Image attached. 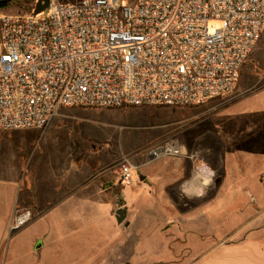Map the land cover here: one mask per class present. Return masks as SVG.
Listing matches in <instances>:
<instances>
[{
	"label": "built area",
	"instance_id": "built-area-1",
	"mask_svg": "<svg viewBox=\"0 0 264 264\" xmlns=\"http://www.w3.org/2000/svg\"><path fill=\"white\" fill-rule=\"evenodd\" d=\"M5 1L19 10L0 15V132L44 130L63 107H196L228 96L264 32V0H48L37 15V0ZM212 20L220 26L210 32ZM145 156L185 158L195 177H215L175 136ZM138 169L122 159L119 183L138 185Z\"/></svg>",
	"mask_w": 264,
	"mask_h": 264
},
{
	"label": "crops",
	"instance_id": "crops-1",
	"mask_svg": "<svg viewBox=\"0 0 264 264\" xmlns=\"http://www.w3.org/2000/svg\"><path fill=\"white\" fill-rule=\"evenodd\" d=\"M62 109L70 108H60L52 122H64L67 115L61 112ZM34 135L37 136L36 131L0 132V151L4 153L3 159L0 156V248L10 219L23 208L20 203H16L19 199L32 203L41 213L40 219H58L60 223L54 221V244L66 243L65 237L75 238L82 245L96 249L101 257L99 264H134V253L141 264H264V162L253 166L254 174L247 173L245 176L241 174H245L246 165L235 162L238 164V172L242 173L230 176L226 167L228 160L226 164L218 162L215 169L202 161L204 164L196 165L199 168L204 165L215 174V177H206L203 180L193 175L192 165L185 158H175L161 172L154 168L138 172L144 179L137 186L145 185L143 189H150L149 194L155 197L154 201L142 199L140 205L144 209L139 212L147 217L148 208L155 202L159 217L164 221L156 229L161 240L154 245V249L150 252V247L145 245L143 251L138 252L136 246L138 240H142L139 237L144 236L143 240L147 239L150 225L143 218L142 223L145 226L141 230L137 229L139 223L135 219L139 212H136L134 203H129V187H123L119 183L117 169L114 170L113 167H104L106 169L95 171V174L84 173L79 163L69 160L68 138L59 143L53 136H44L41 151L34 158L31 174L25 175L24 197H19V180L22 172H25L23 161H26V143H29V147L33 143ZM19 137L24 138L22 143H18L21 151L14 149V139ZM219 171L221 172L218 175ZM103 193H111L118 202L111 205V209L106 212V224L103 228L93 223L87 229L86 218L91 216L96 222V218L100 216L93 201L98 202ZM220 194L232 202L225 205L226 208L220 209V214H211L210 208L217 207L215 202ZM239 202L241 205L238 206ZM232 206L236 209L229 213L226 209ZM119 208L126 210L122 224H117L114 216ZM196 217L201 218V225L195 226L197 221L200 224L199 219L194 220ZM172 229H175L174 233H170ZM46 240V235L33 239L28 248L32 261L48 245ZM175 241L179 248L172 247L171 243ZM144 242L148 243V240ZM13 246L11 248H18L16 243ZM160 250L163 253L164 250L165 253L166 250L171 252L172 260L166 261L165 254L164 257L159 256ZM152 253L158 259L148 263V254ZM25 255L14 253L15 262L27 257Z\"/></svg>",
	"mask_w": 264,
	"mask_h": 264
},
{
	"label": "rangeland",
	"instance_id": "rangeland-1",
	"mask_svg": "<svg viewBox=\"0 0 264 264\" xmlns=\"http://www.w3.org/2000/svg\"><path fill=\"white\" fill-rule=\"evenodd\" d=\"M60 1L67 2L69 0ZM121 1L125 5L135 2V0ZM18 10L19 6L15 3L0 5V15L15 14ZM219 26L220 22L217 20L208 23L210 32ZM61 112L67 115L61 124L51 121L44 130L16 131L37 132V136H33V143L29 147V143H26V161L22 160L25 172H22L18 188L20 198L24 197L23 194L26 192L25 175L31 174L34 158L37 152L41 151L44 136H53L59 143H63L61 141L68 138V142H70L69 160L75 161L76 164L79 163L82 171L88 174H95V171L100 172V170L109 167H113L115 170L124 158L139 165V173L150 168L161 172L169 166L170 162L173 163L175 158H159L146 164L145 152L154 142L165 136H175L184 147L199 152V157L211 168L215 169L220 161L226 164L228 160L226 167L230 176H238L241 172H238V164L246 165L245 174H241V176H245L247 173L254 174L253 166L264 162V32L240 71L236 89L228 96L213 99L196 107L70 108L62 109ZM23 140L24 138L21 137L14 139L15 150L21 151L22 148H19L18 143H22ZM0 156L1 159L4 158L3 151H0ZM220 172H217L218 175ZM136 186L128 188L131 191L129 203H134L136 212H139L144 209L140 205L142 199L148 198V200L154 201L155 197L149 194L150 189L147 191L143 189L145 185ZM224 197L221 194L218 196L215 202L217 207L210 208L211 214L214 212L220 214V209L231 204L232 201L226 200ZM117 202V198L111 193H103L98 202L93 201L94 208L100 212V216L96 218V222L91 216L86 218L87 229H90L89 226L93 223L103 228L106 224V220H104L107 216L106 212L111 209V205L114 206ZM16 203L18 205L20 203L23 207L20 213L28 212L29 215L21 226L13 225L14 218L18 215L17 212L10 219L0 248V264H99L98 261L101 257L96 249L82 245L75 238L66 239L65 237L64 242L66 243L54 244V236L56 238L54 221L60 223L58 219L54 217L40 219L41 213L32 203L19 199ZM148 209L147 217H144L140 212L136 213L135 220L139 223L137 229L141 230L145 226L142 223L143 218H146L150 225L148 229L150 235L145 239L148 240V243L144 242V236L139 237L142 240H138L136 246L138 252H142L145 245L150 247L151 252L154 245L161 240L156 229L164 221L159 217L155 202ZM235 209L232 206L226 210L233 213ZM196 219L200 220V224L197 221L195 226L201 225V218L196 217L194 220ZM61 224L63 225V223ZM64 224L66 225V222ZM174 232L175 229H172L170 233ZM39 235L44 237L46 235L48 245L42 248L35 257V261H32L28 255V248H30L33 239ZM93 237L94 235L91 238ZM50 240L52 242H49ZM13 243L18 245L17 249L11 248ZM176 244V241L171 243L172 247L179 248V245ZM17 252L24 253L27 257L20 258L15 262L14 253ZM160 253H158L159 256L163 257L165 254L166 261L172 260L171 252L168 253L166 250L165 253L164 250L163 253L160 250ZM132 256L134 264H141L135 253ZM148 256H150L147 257L148 263L158 259L154 253L148 254ZM135 260L138 261L135 262Z\"/></svg>",
	"mask_w": 264,
	"mask_h": 264
},
{
	"label": "water",
	"instance_id": "water-1",
	"mask_svg": "<svg viewBox=\"0 0 264 264\" xmlns=\"http://www.w3.org/2000/svg\"><path fill=\"white\" fill-rule=\"evenodd\" d=\"M47 2L48 0H37V4L33 10V14L37 15L41 12H43L47 6ZM7 1L5 0H1L0 1V5H6ZM139 181L142 182L144 177L142 175L138 176ZM115 220L117 222V224H122L125 220V216H126V210L123 208H119L115 211ZM124 225H126V223H124Z\"/></svg>",
	"mask_w": 264,
	"mask_h": 264
},
{
	"label": "trees",
	"instance_id": "trees-1",
	"mask_svg": "<svg viewBox=\"0 0 264 264\" xmlns=\"http://www.w3.org/2000/svg\"><path fill=\"white\" fill-rule=\"evenodd\" d=\"M117 194H119V187L116 188Z\"/></svg>",
	"mask_w": 264,
	"mask_h": 264
}]
</instances>
